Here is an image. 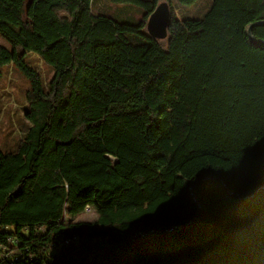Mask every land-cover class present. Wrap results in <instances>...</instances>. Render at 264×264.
Segmentation results:
<instances>
[{
    "label": "trees",
    "instance_id": "obj_1",
    "mask_svg": "<svg viewBox=\"0 0 264 264\" xmlns=\"http://www.w3.org/2000/svg\"><path fill=\"white\" fill-rule=\"evenodd\" d=\"M161 3L165 48L146 32ZM0 37V76L28 85L0 150V264H264V0L200 19L173 0H0Z\"/></svg>",
    "mask_w": 264,
    "mask_h": 264
},
{
    "label": "rangeland",
    "instance_id": "obj_2",
    "mask_svg": "<svg viewBox=\"0 0 264 264\" xmlns=\"http://www.w3.org/2000/svg\"><path fill=\"white\" fill-rule=\"evenodd\" d=\"M211 0H199L191 7L177 6L173 0L174 10L181 17L188 19H200ZM27 5V2H26ZM163 48L167 44V39L159 40ZM0 46L10 48V45L0 37ZM33 58V59H32ZM36 56H29L26 60L31 64L42 76L44 82H48L52 76L50 67L43 64L40 60H35ZM37 59V58H36ZM28 89L25 79L17 73L12 65L4 68L0 76V150L13 151L20 139L21 132L25 130V94ZM50 193H43L38 198H48ZM44 196V197H43ZM96 219L93 211L85 212L76 218L75 222H92ZM1 246V245H0ZM2 248H0V251Z\"/></svg>",
    "mask_w": 264,
    "mask_h": 264
},
{
    "label": "water",
    "instance_id": "obj_3",
    "mask_svg": "<svg viewBox=\"0 0 264 264\" xmlns=\"http://www.w3.org/2000/svg\"><path fill=\"white\" fill-rule=\"evenodd\" d=\"M169 22V10L165 3H161L157 6L154 13L149 17L146 25V32L147 35L155 40H163L166 38L167 32V25ZM250 34V30H249ZM198 183L195 182L192 184L190 191L193 187ZM193 200L194 196L192 197Z\"/></svg>",
    "mask_w": 264,
    "mask_h": 264
},
{
    "label": "built area",
    "instance_id": "obj_4",
    "mask_svg": "<svg viewBox=\"0 0 264 264\" xmlns=\"http://www.w3.org/2000/svg\"><path fill=\"white\" fill-rule=\"evenodd\" d=\"M38 196H41V195L39 194V190L32 191V197H31V199H29V200H30V201H31V200H32V201H33V200H36L35 198H38ZM89 210H90L89 208H86L85 211L90 212ZM76 241H77L76 237H73L71 240H70V239L62 240V241L59 242L58 246L67 245V244H69V243H76ZM10 242H11V241H10ZM10 242H9V243H10ZM0 248H2L1 251H4V249H5V247H2V246H0ZM57 248H59V247H57Z\"/></svg>",
    "mask_w": 264,
    "mask_h": 264
},
{
    "label": "bare ground",
    "instance_id": "obj_5",
    "mask_svg": "<svg viewBox=\"0 0 264 264\" xmlns=\"http://www.w3.org/2000/svg\"><path fill=\"white\" fill-rule=\"evenodd\" d=\"M33 201H35V200H33ZM89 209H90V208H89ZM89 211L91 212V211H92V209H90ZM85 212H87V211H85Z\"/></svg>",
    "mask_w": 264,
    "mask_h": 264
}]
</instances>
